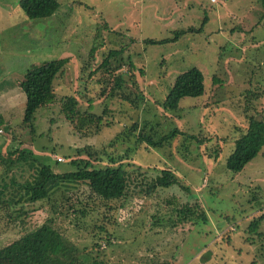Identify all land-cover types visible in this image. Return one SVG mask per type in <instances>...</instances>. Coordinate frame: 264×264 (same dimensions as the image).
Wrapping results in <instances>:
<instances>
[{
    "label": "rangeland",
    "instance_id": "rangeland-1",
    "mask_svg": "<svg viewBox=\"0 0 264 264\" xmlns=\"http://www.w3.org/2000/svg\"><path fill=\"white\" fill-rule=\"evenodd\" d=\"M17 1L0 0V189L11 179L21 183L31 172L6 158L12 148L26 146L17 127L24 100L17 81L29 66L62 57L69 60L54 83L56 99L34 113L32 156L54 171H68L70 159L103 165L107 159L102 155L98 161L97 153L111 152L126 166L130 184L113 225L110 218L81 217L67 207L71 199L87 200L83 185L59 187L32 204H0V247L47 222L85 251L93 253L97 242L106 264H264V145L241 170L224 166L247 116L264 109L259 1L55 0L58 7L50 16L35 19L27 18ZM145 38L168 40L145 44ZM120 46L133 66L136 88H128L134 104L104 98L96 75L88 77L108 49ZM191 67L203 75V93L181 98L176 110L163 109L159 103L175 76ZM69 91L81 109L90 103L94 114L105 111L96 132H77L60 113L61 96ZM133 123L136 129L126 137ZM173 128L196 139L183 142L176 135L169 145L147 147L135 138L138 132L155 138ZM17 137L20 143L9 140ZM39 145L45 150H37ZM163 168L178 182L145 192V183ZM16 190L8 185L2 197ZM178 203L199 204L206 222H177L171 208ZM19 206L26 212L17 217ZM98 226L112 234L108 243Z\"/></svg>",
    "mask_w": 264,
    "mask_h": 264
},
{
    "label": "trees",
    "instance_id": "trees-1",
    "mask_svg": "<svg viewBox=\"0 0 264 264\" xmlns=\"http://www.w3.org/2000/svg\"><path fill=\"white\" fill-rule=\"evenodd\" d=\"M264 10V0H258ZM17 4L25 16L29 19L44 18L50 16L58 7L55 0H18ZM187 29L186 31H188ZM184 31H175V35ZM175 39V36H173ZM168 39H152L145 38V44H154L165 42ZM93 47L89 51L91 55ZM124 49L122 46L108 49L100 62L92 68L88 73V77L96 75L93 79L99 88V95L110 98L119 99L129 104H134L131 99L132 93L128 87H132L135 91L136 81L132 73L133 66L128 61V56L123 57ZM67 57L50 59L38 64L29 66L17 81V87L24 96L22 111L18 116L17 127L23 130L22 136L26 139V146L18 149L12 148L6 153V158L11 164L13 161L22 162L30 169L27 179L21 183H14L11 179L7 184L3 183L0 189V204L15 205L20 202L32 204L39 200L48 199L53 191L61 187L66 189L69 185L77 188L78 185L85 186L88 191L87 200L83 203H76L71 199L67 205L72 208L71 212L84 217L96 213L100 216V221H107L110 218V225L115 223L114 213L122 207L123 200L128 192L130 184V176L124 163L115 161L117 159L113 153L96 152L98 161L102 160V155L107 159L103 165L99 162L93 164L88 159L73 158L68 162L70 170L54 171L48 164L39 162L32 156L30 147H34L33 137L36 131L33 125L34 113L37 108L47 105L56 99L54 89L55 81L62 76L66 70ZM126 62V70L120 73L121 66ZM128 88L125 92L124 89ZM203 75L201 71L195 67H191L177 74L169 87L165 97L159 103L165 110H176L178 101L183 97H196L203 93ZM264 94V90H263ZM89 102V101H88ZM263 108V107H262ZM262 108L247 116V126L234 140L231 152L226 156L224 166L231 172H237L250 161L264 145V109ZM60 113L69 122L77 132L87 133L96 132L102 124V115L94 114L90 103L83 109L80 108L77 98L73 92H66L61 96ZM8 128V127H7ZM6 128V130H7ZM136 129V123H133L126 129L127 134L132 135V131ZM10 133V129L8 131ZM11 134V133H10ZM40 136V134H38ZM182 136V141L196 139L195 136L183 133L176 128L170 129L158 137H153L148 133L138 132L135 138L137 142L146 143L147 147H161L169 145L170 141L176 136ZM29 136V137H28ZM24 139L22 141H24ZM11 142L21 140L17 138L9 139ZM16 142V143H17ZM34 145V146H33ZM37 150H45L43 146H36ZM89 147H83L89 154ZM80 153V150H76ZM94 155V156H95ZM14 158V159H11ZM95 160V159H94ZM57 163V161H55ZM13 182V183H12ZM178 181L173 173L166 169H160L157 173L145 183V192L160 188L165 189ZM8 185L16 186L15 194L7 199L2 197L3 191ZM81 204L76 207L75 204ZM166 203L169 202L166 200ZM21 204V203H20ZM16 216L23 215L26 211L19 206ZM177 216V222L184 223L186 220L192 223H205L207 218L201 206L197 203L186 204L178 203L177 206L171 208ZM112 224V225H113ZM103 226H98V231L102 233L100 238L107 243L112 234L107 230H103ZM95 249L93 253L85 251L71 242H69L58 230L54 229L47 222H43L38 227L24 233L18 238L12 240L8 244L0 247V264H106L103 259L99 258V245L97 242L92 244ZM166 261H152L149 264H167Z\"/></svg>",
    "mask_w": 264,
    "mask_h": 264
},
{
    "label": "built area",
    "instance_id": "built-area-1",
    "mask_svg": "<svg viewBox=\"0 0 264 264\" xmlns=\"http://www.w3.org/2000/svg\"><path fill=\"white\" fill-rule=\"evenodd\" d=\"M209 2H215V0H208ZM57 161H59L58 159H56ZM103 246V245H102Z\"/></svg>",
    "mask_w": 264,
    "mask_h": 264
}]
</instances>
